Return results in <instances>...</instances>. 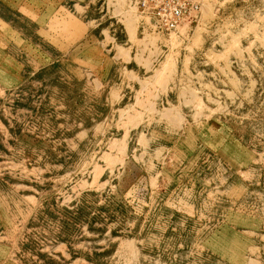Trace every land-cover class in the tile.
I'll return each mask as SVG.
<instances>
[{"label":"rangeland","instance_id":"1","mask_svg":"<svg viewBox=\"0 0 264 264\" xmlns=\"http://www.w3.org/2000/svg\"><path fill=\"white\" fill-rule=\"evenodd\" d=\"M199 2L0 0V264H264V0Z\"/></svg>","mask_w":264,"mask_h":264},{"label":"built area","instance_id":"2","mask_svg":"<svg viewBox=\"0 0 264 264\" xmlns=\"http://www.w3.org/2000/svg\"><path fill=\"white\" fill-rule=\"evenodd\" d=\"M137 8L152 23V29L170 33L197 18L199 0H135Z\"/></svg>","mask_w":264,"mask_h":264},{"label":"bare ground","instance_id":"3","mask_svg":"<svg viewBox=\"0 0 264 264\" xmlns=\"http://www.w3.org/2000/svg\"><path fill=\"white\" fill-rule=\"evenodd\" d=\"M127 19H128V18H127ZM147 19H148L149 22H150V26H152V23H151L150 19H149L148 17H147ZM128 20H129V19H128ZM128 22H129V21H128ZM179 28H181V26H180ZM179 28H178V30H179ZM178 30H176V31H172V32H170V34H171V33H174V34H175V33L178 32ZM173 37H176V36H172V38H173Z\"/></svg>","mask_w":264,"mask_h":264}]
</instances>
